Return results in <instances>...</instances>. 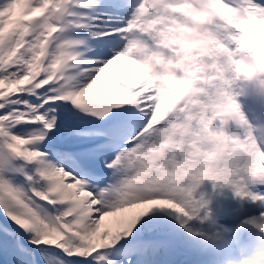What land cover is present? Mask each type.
<instances>
[{"label":"snow or ice","instance_id":"snow-or-ice-1","mask_svg":"<svg viewBox=\"0 0 264 264\" xmlns=\"http://www.w3.org/2000/svg\"><path fill=\"white\" fill-rule=\"evenodd\" d=\"M258 169L264 0H0L2 264H264Z\"/></svg>","mask_w":264,"mask_h":264},{"label":"rangeland","instance_id":"rangeland-1","mask_svg":"<svg viewBox=\"0 0 264 264\" xmlns=\"http://www.w3.org/2000/svg\"><path fill=\"white\" fill-rule=\"evenodd\" d=\"M208 187H210V185L208 182H205V189L207 190ZM219 204H222L229 213L223 218L218 219V223L226 227H232L238 224L240 221L250 217L253 214L255 207L249 202L233 199L232 193L227 189L221 196L213 198L209 205L210 210L215 213ZM245 233L247 237L249 233ZM184 264H191V261L186 260Z\"/></svg>","mask_w":264,"mask_h":264},{"label":"clouds","instance_id":"clouds-1","mask_svg":"<svg viewBox=\"0 0 264 264\" xmlns=\"http://www.w3.org/2000/svg\"><path fill=\"white\" fill-rule=\"evenodd\" d=\"M218 162L222 161V158H217ZM251 184L253 186H264V169H258L257 172L255 173V175L252 177L251 179ZM212 243V247L216 248L217 245L215 242H211ZM233 264H261L260 260H254L251 259L247 256H241V257H237L234 261Z\"/></svg>","mask_w":264,"mask_h":264}]
</instances>
